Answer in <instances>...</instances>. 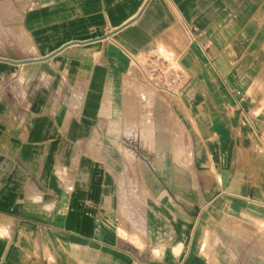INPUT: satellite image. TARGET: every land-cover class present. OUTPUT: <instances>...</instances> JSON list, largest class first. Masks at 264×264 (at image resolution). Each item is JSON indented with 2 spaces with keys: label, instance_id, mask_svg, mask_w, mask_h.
<instances>
[{
  "label": "crops",
  "instance_id": "obj_1",
  "mask_svg": "<svg viewBox=\"0 0 264 264\" xmlns=\"http://www.w3.org/2000/svg\"><path fill=\"white\" fill-rule=\"evenodd\" d=\"M0 264H264V0H0Z\"/></svg>",
  "mask_w": 264,
  "mask_h": 264
},
{
  "label": "built area",
  "instance_id": "obj_2",
  "mask_svg": "<svg viewBox=\"0 0 264 264\" xmlns=\"http://www.w3.org/2000/svg\"><path fill=\"white\" fill-rule=\"evenodd\" d=\"M136 65L149 85L159 87L160 85L156 82L159 81L162 83L163 89L168 88V86H175L176 80L171 70L168 69V64L165 59L156 56L150 57L145 61L144 65Z\"/></svg>",
  "mask_w": 264,
  "mask_h": 264
},
{
  "label": "rangeland",
  "instance_id": "obj_3",
  "mask_svg": "<svg viewBox=\"0 0 264 264\" xmlns=\"http://www.w3.org/2000/svg\"><path fill=\"white\" fill-rule=\"evenodd\" d=\"M140 63H143V61L141 60L140 61ZM172 72H173V70H171ZM160 86H162V83L161 82H159V81H156ZM148 83L145 81V79L143 78V77H141V87H142V89H141V95H144L143 94V91L145 92L146 91V89H143L145 86V88H148V89H153L152 88V86H149V84L147 85Z\"/></svg>",
  "mask_w": 264,
  "mask_h": 264
}]
</instances>
